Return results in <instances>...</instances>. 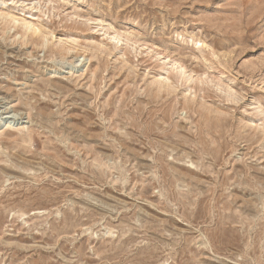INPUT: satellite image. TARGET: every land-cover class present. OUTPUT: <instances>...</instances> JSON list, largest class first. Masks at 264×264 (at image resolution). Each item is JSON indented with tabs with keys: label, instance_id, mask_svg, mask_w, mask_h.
<instances>
[{
	"label": "rangeland",
	"instance_id": "rangeland-1",
	"mask_svg": "<svg viewBox=\"0 0 264 264\" xmlns=\"http://www.w3.org/2000/svg\"><path fill=\"white\" fill-rule=\"evenodd\" d=\"M0 15V264H264V0Z\"/></svg>",
	"mask_w": 264,
	"mask_h": 264
},
{
	"label": "bare ground",
	"instance_id": "bare-ground-1",
	"mask_svg": "<svg viewBox=\"0 0 264 264\" xmlns=\"http://www.w3.org/2000/svg\"><path fill=\"white\" fill-rule=\"evenodd\" d=\"M0 17H1V15H0ZM13 20H16L17 18L16 17H11ZM16 22V21H15ZM27 28H28V23H26V25H25ZM42 29V28H41ZM41 29L40 28H36V27H32V29H31V32H32V36H38L39 34L38 33H40V34H43V36H45L46 35V33H45V31L44 32H42L41 31ZM30 31V30H29ZM24 32V31H23ZM26 32H27V30H26ZM47 36V35H46ZM39 38V37H38Z\"/></svg>",
	"mask_w": 264,
	"mask_h": 264
}]
</instances>
